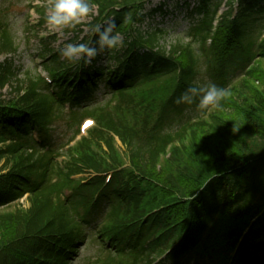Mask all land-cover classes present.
Here are the masks:
<instances>
[{"label": "trees", "instance_id": "1", "mask_svg": "<svg viewBox=\"0 0 264 264\" xmlns=\"http://www.w3.org/2000/svg\"><path fill=\"white\" fill-rule=\"evenodd\" d=\"M20 1L0 0V56L18 50L10 12ZM146 1L91 0L85 39L106 18L125 38L103 51L114 67L96 56L77 83L84 59L44 48L58 98L39 73L19 77L13 60L0 62V88L10 85L0 100V264H73L90 237L101 251L94 264H151L173 246V264H264V0L228 2L211 54L204 42L221 0H199L202 18L170 41L164 29L142 32ZM193 83L226 95L210 112L198 98L177 104ZM85 116L96 125L63 161L57 145L32 137L66 143ZM87 170L113 175L105 186L102 176L71 178Z\"/></svg>", "mask_w": 264, "mask_h": 264}, {"label": "rangeland", "instance_id": "2", "mask_svg": "<svg viewBox=\"0 0 264 264\" xmlns=\"http://www.w3.org/2000/svg\"><path fill=\"white\" fill-rule=\"evenodd\" d=\"M164 0H155L152 5L147 7L149 11L151 7L159 5L160 2ZM177 0H167L166 6L169 10V13L165 16L158 14V17L149 23L150 27H154L156 25H160L167 30V40H174L178 34L186 31L189 27L191 20H187L186 15L184 13V9L178 7L176 5ZM51 0H21L19 4L15 5L10 12V15L14 14V18L12 21L13 29L17 36V46L18 50L11 55L1 56L0 62H3L6 58L12 59L14 62V67L17 69L19 73V77H21L25 72H31L32 74L36 73L38 69L39 62L43 60L39 56L40 49L44 47L43 38L46 39V36L55 35V37L47 38L52 48L61 49L67 43H79L82 36L85 34L83 32L80 34L78 40L73 41V34L71 32V27L60 28V29H50L48 25H44L39 28L35 25V28H27L33 26L32 24H36L39 20V8L41 11L43 9L48 10L50 7ZM31 6H36V10L30 8ZM38 7V9H37ZM88 22V18H86L80 25L81 30H85V24ZM27 28V29H26ZM77 32L80 31L77 27ZM101 60L100 62H103ZM40 67V66H39ZM261 67L264 68V59L261 61ZM39 71L41 68L38 69ZM46 74V72H43ZM206 80V77H201L200 79ZM6 88V87H5ZM5 88L0 89V99H4V95H7L9 88L6 90ZM59 131H56V133ZM58 160H60L58 158ZM24 206H27V202H23ZM98 245L94 246V243H87L81 248L80 259L76 264H88V260L95 256L98 251Z\"/></svg>", "mask_w": 264, "mask_h": 264}, {"label": "clouds", "instance_id": "3", "mask_svg": "<svg viewBox=\"0 0 264 264\" xmlns=\"http://www.w3.org/2000/svg\"><path fill=\"white\" fill-rule=\"evenodd\" d=\"M93 12L91 0H51L50 7L45 14V22L50 29L75 27L84 21ZM115 22L104 25H95L92 29L96 34L95 45L88 43H67L59 50V54L75 61L81 58L90 60L99 52L106 49H114L122 44V38L118 32H114ZM226 92L214 83L200 85L193 83L176 99L177 104L186 103L191 105L198 98L197 107L205 110L209 106L219 105Z\"/></svg>", "mask_w": 264, "mask_h": 264}, {"label": "snow or ice", "instance_id": "4", "mask_svg": "<svg viewBox=\"0 0 264 264\" xmlns=\"http://www.w3.org/2000/svg\"><path fill=\"white\" fill-rule=\"evenodd\" d=\"M90 123V122H89Z\"/></svg>", "mask_w": 264, "mask_h": 264}]
</instances>
